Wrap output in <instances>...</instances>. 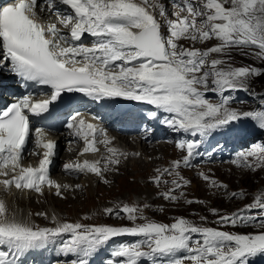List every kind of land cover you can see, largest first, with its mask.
<instances>
[{
  "label": "snow or ice",
  "instance_id": "6c2138e0",
  "mask_svg": "<svg viewBox=\"0 0 264 264\" xmlns=\"http://www.w3.org/2000/svg\"><path fill=\"white\" fill-rule=\"evenodd\" d=\"M173 5L172 18L160 0H8L0 5V67L10 66L26 85L50 90L43 94L28 91L0 109V177H4L0 185L41 195L45 187L54 188L56 195H62L67 186L49 175L57 144L47 138L44 127H33L30 116L49 113L64 93H81L95 102L122 98L146 103L153 106L148 117L163 116V124L194 137L177 143L186 154L170 167L157 169L156 184L165 174L173 175V169L188 166L211 133L243 118L264 129V106L240 111L230 106L232 97L226 94L248 91L247 82L264 74L260 68L235 67L230 62L232 49L245 55L246 49L252 50L264 60V0H173ZM45 12L57 22L44 23L40 15ZM86 34L93 38L90 46L83 42ZM213 39L217 43L207 49L180 44L181 40ZM213 54L217 58H211ZM208 92L221 99L210 101ZM38 95L47 98L35 99ZM66 127L84 141L81 155L97 152L98 143L106 147L112 143L99 124L86 121L78 111L69 116ZM98 134L104 138L98 140ZM30 138L41 150L30 153L40 157L36 166L23 163ZM107 151L110 155L103 167L99 160L85 159L66 162L63 168L102 177L125 155L113 147ZM253 157L264 163V145L238 153L234 163L252 168L249 158ZM174 175L173 187L162 195L178 201L184 193L178 196L176 191L190 182L179 172ZM203 178L210 179L207 175ZM211 184L227 187L215 180ZM231 195L235 198L238 193ZM198 202L187 200L188 204ZM253 210H258L256 215L249 214ZM105 212L118 218L123 212L130 224L60 223L53 217L55 227H40L10 218L5 201L0 199V264H19L29 250L65 234L70 239L62 242L60 251L75 257L69 264H90L89 258L98 249L121 236L142 239L121 244L111 253L116 259L110 258L106 264H250L252 258L264 255V193L230 215H219L213 209L218 224L257 223L261 229L246 234L198 225L184 217L172 223L157 222L144 216L137 205L124 204Z\"/></svg>",
  "mask_w": 264,
  "mask_h": 264
},
{
  "label": "rangeland",
  "instance_id": "374dc122",
  "mask_svg": "<svg viewBox=\"0 0 264 264\" xmlns=\"http://www.w3.org/2000/svg\"><path fill=\"white\" fill-rule=\"evenodd\" d=\"M160 2L164 4L168 17L169 18L170 16L172 17L173 12L175 11L173 10L172 5H170L168 2L165 3L163 0H160ZM216 43L217 41L215 39L208 42H196V43H193L190 40L180 41V44H182L185 47L194 46L200 49H207L208 47H211ZM245 51L248 52L247 55L243 54L237 49H232L230 62L233 64V66L235 67L252 66L264 70V60L257 58L252 50L246 49ZM211 58H217L216 54H213ZM247 87L249 89L248 91L239 90V91H231L230 93H226L228 95H231L232 97V102L230 105L231 107L236 108L240 111H250V110H256L264 106V98L261 100L255 99V96L264 95V74H261L260 76L257 77H252L247 82ZM220 99L221 97L218 95V101ZM254 105H256V108ZM251 123H255L256 125H258L256 121H253L250 118H243L239 121L233 122L231 124L233 128L232 129L228 128L226 134L229 135L234 131L238 134L244 133L251 125ZM261 132L264 135V129H261ZM188 137L190 136L188 135ZM253 142L250 143L253 144ZM250 143L247 144V148H246L247 150L245 152L252 149V146L251 148L249 147ZM118 144L123 145V150H119V152L127 154V160H129V161L125 160L123 162V163L126 162L125 165L126 169H128L129 166L132 167V165L129 163L138 160V158L146 162H148L149 159L152 158V156L159 158L158 152L152 156H149L145 152H143L139 146H136L133 149H129L127 145L122 144L121 141H119ZM170 144L171 146L175 145V143L172 142H170ZM242 144H246V143H242ZM233 147H234L233 145H228V146L225 145L221 149V152L223 154L230 153ZM172 148L177 154L184 153L179 148L175 149L173 146ZM64 152L65 151H62L60 153V158L61 157L64 158L63 157ZM108 156L109 155L103 158L95 156L93 159L94 161L99 160L101 162V166L103 167L106 163V158ZM237 156L238 154L234 156L236 158V161H237ZM161 160L162 159L160 160L154 159L155 162H161ZM170 161L171 159H169L167 163L164 164L166 165L165 168L170 167L174 159L171 162ZM202 162L204 163V161ZM219 162L225 163L222 160H220ZM226 162L229 163L221 164V165H225L223 170L217 167L213 169L212 168L202 169V167H198L200 170L194 166H193L194 168L191 167L195 171V175L192 176L194 180L188 181L190 183L186 184L181 189L177 190L175 194L179 196L180 192H183L184 196H182L183 198L180 199L185 200L189 198L192 199L193 201H199L194 205V207L180 206L178 204L176 205V203L171 204L170 200H167L166 202L163 203L162 200L163 198L162 199L156 198L158 191L164 193L165 191H168L173 187L171 181L174 178H176L174 175L175 171L173 172L174 173L173 175L167 177V179L165 180L167 181V183L164 182L165 186L162 188V190H159L156 189V187H153L154 184L149 185L146 182L148 173L153 167H150L149 171H146L145 173L143 172L144 174L143 173L141 174L143 176L141 180L140 179L141 175L136 176V174L133 173L130 174L131 176H129V178L123 176L125 175L124 171L121 169L122 166H124L123 163H122L123 165L120 163H119L120 165L118 164L119 171L116 169L117 165L114 167L111 165L105 170V172H108L106 174V179H105L108 181L107 183L100 182L99 180L100 176L91 173H85L83 175H80L78 178H74V179L71 178L72 181L70 183L68 182L70 179L63 178V176L65 175L60 173V175L56 177L58 179L61 177L59 179L60 184L67 186L62 189V195L59 196L56 195V190L54 191H51L52 189L43 190L42 195L41 194L30 195V197L27 198L26 203L22 207L21 206L18 207V205L15 203L16 196L26 191L13 192L11 190L5 189V187L2 185L1 188L4 189L5 192H2L0 198L5 201L7 206V212L10 218L15 217V219H17L20 222L34 224L40 227H55L56 225L53 223V217H55L56 220L60 223H64V222L82 223L86 225L107 224L113 226L128 225L130 224V222L127 220L126 214L121 212L120 217L118 218L114 214L113 216L107 214L105 212V209L109 207L113 209L114 208L118 209V207H122L124 204H129V205L139 206L144 216L161 223H172L174 222L175 218L184 217L192 220L198 225L216 227L218 229L229 232L246 234V233H252L254 231H260L261 229L259 228L257 223H251V224L241 223L236 227H233L230 224H218L216 222L218 219V215L213 214V209H216L219 215H230L233 212L243 209L246 205L252 203L256 196L264 193V163L257 162L254 157L249 158V162L254 164V167L252 168H249L247 166H239L238 163L234 165L231 162V159L229 160L227 159ZM194 163L199 164L200 161H196ZM203 171L205 172L204 174L200 173V175L202 176L198 175L199 174L198 172H203ZM56 172L57 171H55V174L57 175ZM178 172H181V170H179ZM182 173L183 175L186 176V174H184L183 171ZM186 173L190 174L191 172L186 171ZM205 174H207V176L210 178L209 180H205L203 178ZM83 176H85V178ZM212 180H215L217 184L226 185L227 187L226 188L214 187L211 184ZM83 181H85V183H83ZM101 181L103 180L101 179ZM93 187L96 190L95 194L89 197L88 191L90 190V188ZM232 192H236L238 193V195L235 198H233L231 195ZM239 193H243V195H239ZM150 199L152 201H150ZM149 202H152L153 205L148 204ZM77 203L78 204L83 203V204L78 205ZM145 205H147L148 207L145 208L144 207ZM158 206L161 207L162 209L160 210ZM190 208H192L191 211ZM257 211L258 210H253L249 214L256 215ZM15 213H18L19 216L21 214L22 215L21 218L18 217ZM171 214H177V215L170 216ZM201 217H206V219L201 220ZM137 222H141V221H137ZM67 239H70V236L68 234H65L63 237L59 238L58 239L60 242L59 245H61L62 242ZM139 239H142V237L128 236L126 238H120V239L115 238L109 243L103 245V247L107 248L108 254L111 255L112 251L118 248L121 244L133 243ZM54 245L55 244H53L52 241L44 245L43 248L53 249ZM100 249H98L97 252L94 254L99 253ZM74 258H75L74 256L69 255L68 257H66V259L61 260V262L63 264H69L70 260ZM250 264H264V260L259 255L255 258H252L250 260Z\"/></svg>",
  "mask_w": 264,
  "mask_h": 264
},
{
  "label": "bare ground",
  "instance_id": "6f19581e",
  "mask_svg": "<svg viewBox=\"0 0 264 264\" xmlns=\"http://www.w3.org/2000/svg\"><path fill=\"white\" fill-rule=\"evenodd\" d=\"M255 106V108H256V105H254ZM99 116H100V118H101V120L102 121H108L110 118H112L113 116H115V114L114 113H112V112H109V113H106V114H102V113H100L99 114ZM128 116H129V114H128ZM117 119V118H116ZM112 125H113V127H110V129H109V131L110 132H112V133H114L115 134V131H116V129H115V127L117 126V123L116 122H113L112 123ZM119 125V124H118ZM229 127V125L228 126H226V128L225 129H220L219 131V134H218V137L219 138H221L222 139V141H225L226 140V138H227V135H226V133H225V130L227 129ZM241 134H236V136L237 137H239ZM118 136H119V138H120V141L122 142V144H124V145H127V147L129 148V149H133L134 147H136V146H139L141 149H142V151L143 152H145L147 155H149V156H152V155H154L155 153H157L158 152V154H159V158H156V157H154V156H152V158L151 159H149V161L148 162H146V161H144V160H142V159H140V158H138V160H135L134 162H127V163H129V164H131L132 165V167H130L129 165V167H128V169H126L125 168V165H126V162L125 163H123L125 160L126 161H129V160H127V154H125V155H123V156H120L119 157V159H120V164H124V166H122V170L124 171V173H125V175H123V176H125L126 178H129V176H131L130 174H136V176H138V175H141L143 172L145 173L146 171H149L150 170V167H153V168H151V170L149 171V173H148V176H147V179H146V182L150 185V184H154V186L153 187H156V189H159V190H162V188L165 186V184H164V181L167 179V177L168 176H170V175H164L163 177H162V182L161 183H159V184H156V183H154L153 181H154V178L157 176V175H159V173L157 172V169H160V170H163V169H165V166L166 165H164V164H166L167 163V161L169 160V159H171V161L174 159V160H177V159H182V157L186 154V153H183V154H177V153H175V151H174V149L172 148V146L170 145V143L169 142H166V143H164V144H155V143H147V142H144V143H142V142H140V141H138L137 139H135V138H131V137H127V136H124L123 134H121V133H119L118 132ZM231 139H234V136H231ZM239 142H241L240 140H239ZM250 142H253V140L252 141H248L247 142V144L248 143H250ZM219 143H217L216 145H218ZM256 145H264V136L261 134V135H259V136H257L255 139H254V142H253V144H249V147L251 148V146H252V148L254 147V146H256ZM120 146H122V147H120V149L121 150H123V145H120ZM204 150V152H206L207 150H209L208 148H205V149H203ZM247 149L245 148V149H243V151L245 152ZM170 151V152H169ZM197 155V154H196ZM69 155L68 154H66V153H63V157L64 158H66V157H68ZM195 156V155H194ZM140 157V156H139ZM64 158H62L61 157V160H63ZM193 158V157H192ZM192 158H191V161H190V164L188 165V166H181L179 169H173V172L175 171V172H178L179 170H181V172H179V174L181 175V177H183L186 181H193L194 179L192 178V176H194L195 175V171L191 168V167H196V168H198V167H202V169H206V168H215V167H217V168H220L221 170H223V168L225 167V165H221V164H227V163H229V162H226V161H224L225 163H220L219 161H217V160H212V161H210L209 159H207V158H203V160L202 161H204V163L201 161L199 164H196V163H194L193 161H192ZM60 159V158H59ZM154 159H157V160H160V159H162L161 160V162H155L154 161ZM231 159V162L235 165L236 163H234V159L233 158H230ZM133 160H134V158H133ZM60 161V160H59ZM170 161V162H171ZM205 161H206V163H205ZM119 164V165H120ZM122 164V165H123ZM119 165H117V167H116V169L119 171V169H118V166ZM221 165V166H220ZM113 167L114 166H116V164H113L112 165ZM193 167V168H194ZM199 169V168H198ZM200 170V169H199ZM55 171H57L56 173H57V175L55 174ZM140 171V172H139ZM182 171L184 172V174H186V176L185 175H183V173H182ZM186 171H189V172H191L190 174H188V173H186ZM53 176L56 178V176H58V175H60V173L62 172V168H61V163L60 162H56L55 163V165H54V167H53ZM108 172H105L104 171V173H103V176L101 177L100 176V178H99V180H100V182H104L105 181V179H106V174H107ZM143 173V174H144ZM196 173H197V171H196ZM199 174L198 175H200V173H202V174H204L205 172L203 171V172H198ZM174 174V173H173ZM205 175H207V174H205ZM200 176H202V175H200ZM84 178H85V176H83ZM143 176L141 175V177H140V179L142 178ZM4 177H0V179H3ZM61 178V177H60ZM59 178V179H60ZM63 178H65V179H70L68 182H70L71 183V178L72 179H74L75 177H66V176H63ZM133 178V177H132ZM200 178V177H199ZM57 179V182L58 183H60V180L58 179V178H56ZM101 179L103 180V181H101ZM203 179V178H202ZM142 180V179H141ZM201 180V179H200ZM81 181V180H80ZM83 183H85V181H83ZM73 184H75V183H73ZM112 184V183H111ZM1 186L2 185H0V188H1ZM88 186V185H87ZM95 187V186H94ZM94 187L93 188H90V190L88 191V196L89 197H91V195H94L95 194V189H94ZM80 188H81V186H80ZM96 188V187H95ZM84 189V188H83ZM186 189V188H185ZM212 189V188H211ZM55 189L53 188L51 191H54ZM11 191H21V190H18V189H15V188H12L11 189ZM70 191H73V190H70ZM2 192H5V190L4 189H0V195L2 194ZM21 192H24V191H21ZM239 192V191H238ZM20 193V192H19ZM70 193V192H69ZM68 193V194H69ZM76 193V192H75ZM149 194V193H148ZM163 192H161V191H158L157 192V196H156V198L157 199H162L163 198ZM27 195H28V197H27ZM152 195H155V194H152ZM3 197V196H2ZM30 197V195L29 194H26V192H24V193H20L19 195H17L16 196V199H15V203L18 205V207L19 206H23L25 203H26V201H27V198H29ZM188 197V196H187ZM151 198H153V197H151ZM181 198H183V197H181ZM1 199V198H0ZM32 199V198H31ZM163 200V203L164 202H166L167 201V199H162ZM187 200H189V198L188 199H179L178 201H171L170 200V203L172 204V203H176V205L178 204V205H180V206H193L194 207V205L196 204V203H192V204H188L187 203ZM192 200V199H191ZM223 200V199H222ZM150 201H152L151 199H150ZM161 202V201H160ZM30 203V202H29ZM73 204V203H72ZM78 204V203H77ZM83 203H79L78 205H82ZM91 204V203H90ZM148 204H150V205H153V203L152 202H149ZM187 204V205H186ZM63 205V204H62ZM162 205V204H161ZM77 207V206H76ZM177 207V206H176ZM110 208V207H109ZM158 208L161 210L162 208L161 207H159L158 206ZM178 208V207H177ZM115 209V208H114ZM191 209L192 208H190V211H191ZM195 209V208H194ZM164 210V209H163ZM162 210V211H163ZM166 210V209H165ZM56 213H57V211H56ZM18 217H20L21 218V214H20V216H19V214L18 213H15ZM146 214V213H145ZM57 215V214H56ZM173 215H177V214H171L170 216H173ZM59 216V215H58ZM113 216V215H112ZM112 218V217H111ZM109 219H110V217H109ZM84 223H86V222H84ZM105 223V222H104ZM108 223V222H107ZM204 223V222H203ZM54 244V243H53Z\"/></svg>",
  "mask_w": 264,
  "mask_h": 264
},
{
  "label": "trees",
  "instance_id": "16d2710c",
  "mask_svg": "<svg viewBox=\"0 0 264 264\" xmlns=\"http://www.w3.org/2000/svg\"><path fill=\"white\" fill-rule=\"evenodd\" d=\"M264 96V95H263ZM264 98V97H263Z\"/></svg>",
  "mask_w": 264,
  "mask_h": 264
}]
</instances>
